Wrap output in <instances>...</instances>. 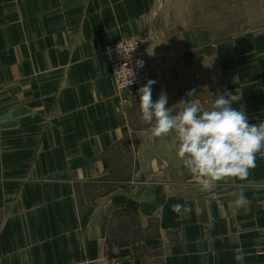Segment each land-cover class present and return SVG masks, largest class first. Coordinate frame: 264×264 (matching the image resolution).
Wrapping results in <instances>:
<instances>
[{"label": "crops", "instance_id": "1", "mask_svg": "<svg viewBox=\"0 0 264 264\" xmlns=\"http://www.w3.org/2000/svg\"><path fill=\"white\" fill-rule=\"evenodd\" d=\"M240 2L234 19V0H0V264H264V156L201 191L105 56L139 37L153 102L239 93L262 122L264 0Z\"/></svg>", "mask_w": 264, "mask_h": 264}, {"label": "clouds", "instance_id": "2", "mask_svg": "<svg viewBox=\"0 0 264 264\" xmlns=\"http://www.w3.org/2000/svg\"><path fill=\"white\" fill-rule=\"evenodd\" d=\"M155 83L149 80L138 90L141 121L149 126L152 138L172 137L177 158L200 190L211 192L218 182L246 179L256 166L257 154L264 156V121L250 124L243 105L233 107L241 99L239 93L218 94L210 109L197 99L181 101L182 109L173 114L166 107L165 91L153 102ZM195 93L192 89L186 95ZM248 203L241 190L235 204Z\"/></svg>", "mask_w": 264, "mask_h": 264}, {"label": "built area", "instance_id": "3", "mask_svg": "<svg viewBox=\"0 0 264 264\" xmlns=\"http://www.w3.org/2000/svg\"><path fill=\"white\" fill-rule=\"evenodd\" d=\"M105 56L118 92H138L151 80L143 39L131 37L109 44L105 48Z\"/></svg>", "mask_w": 264, "mask_h": 264}, {"label": "rangeland", "instance_id": "4", "mask_svg": "<svg viewBox=\"0 0 264 264\" xmlns=\"http://www.w3.org/2000/svg\"><path fill=\"white\" fill-rule=\"evenodd\" d=\"M157 1L158 2H160V1L162 2V1H168V0H157ZM169 1L172 2L171 7L172 6L176 7L178 0H169ZM185 2H186V5H187V8L185 9L186 16H188V14L191 15L192 14V11H193V8H192V2H193V0H185ZM165 6H166V8L165 9H162V10H164L163 12H171V14L169 16L175 17V15H176L175 14V8L174 9H169L168 6H167V4ZM233 7H234V19L240 17L242 15V12L245 11V10H242L241 9V2H240V0H234V6ZM249 12H250V10H249ZM248 14H250V13H248ZM248 14H247V16H248ZM249 16L250 17H254L252 14H250ZM174 20L175 19L172 18L171 20L168 21L169 27H170L169 29L176 28V25L174 24V22L172 23V21H174ZM250 20H252V19H250ZM191 26L192 25H190V27ZM216 27L218 28L219 26H216ZM248 27H251V26L233 25L234 30L236 28L237 31L246 30ZM145 44H146V42H145Z\"/></svg>", "mask_w": 264, "mask_h": 264}]
</instances>
